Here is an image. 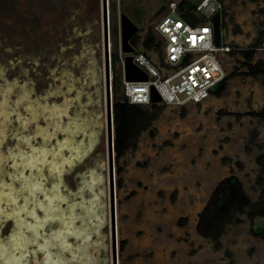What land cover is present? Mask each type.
<instances>
[{
  "label": "rangeland",
  "instance_id": "1",
  "mask_svg": "<svg viewBox=\"0 0 264 264\" xmlns=\"http://www.w3.org/2000/svg\"><path fill=\"white\" fill-rule=\"evenodd\" d=\"M170 1L116 0L113 13L111 0H106L109 46L113 18L118 27L120 12L138 27L137 48L144 49L151 37L157 41L154 26ZM190 1L196 5L200 0ZM226 1L229 23L243 30L264 28L257 0ZM102 30V0H21L17 14L0 19V83L6 84H0V169L4 159L13 167L43 157L48 166L42 171L45 182L37 177L24 183L35 198H1V188L7 187L0 180V264H60L69 259L111 264L107 170L102 176L98 170L89 174L75 197L71 195L80 190V181L71 177L83 169L78 165L77 171L65 170L66 163L82 159L95 141L97 149L107 147L105 91L104 83L99 85L95 48L100 42L103 61ZM152 49L153 44L147 51ZM156 56L154 61L159 53ZM256 56H264V50ZM233 61L227 69L231 78L220 96L198 105H165L152 111L156 119L115 161L117 264H264V235L252 233L264 223L263 217L252 220L233 214L223 222L218 240L199 228L201 215L205 214L204 222L214 218L209 201L229 178L238 180L252 203L264 196V74L251 77L248 65ZM51 83L62 87L60 92L66 90L72 103L34 99L33 89L38 92L41 85ZM101 95L103 135L96 130L101 118L95 117L101 114ZM70 107L77 108L74 115ZM81 111L93 116L79 122L84 117ZM52 112L60 117L53 119ZM63 130L71 154L63 149ZM90 166H84L88 172ZM8 172L19 173L15 168ZM6 185L17 189L14 180ZM34 185L50 202L37 198ZM21 211L22 226L17 223ZM44 215L49 222L42 223Z\"/></svg>",
  "mask_w": 264,
  "mask_h": 264
},
{
  "label": "built area",
  "instance_id": "2",
  "mask_svg": "<svg viewBox=\"0 0 264 264\" xmlns=\"http://www.w3.org/2000/svg\"><path fill=\"white\" fill-rule=\"evenodd\" d=\"M223 5L216 0H200L193 9L199 23L190 26L181 18L179 5L170 1L167 10L154 26L161 38L162 69L153 65L142 52L132 53L133 64L148 77L146 82H126L121 75L122 98L131 105L148 106L163 104L182 107L200 104L213 94V89L226 77L219 61L220 53L232 48L216 47L213 42L210 17L221 13ZM111 47L109 46V70L111 80ZM123 55L119 49L120 64ZM151 87L160 98L151 102Z\"/></svg>",
  "mask_w": 264,
  "mask_h": 264
},
{
  "label": "trees",
  "instance_id": "3",
  "mask_svg": "<svg viewBox=\"0 0 264 264\" xmlns=\"http://www.w3.org/2000/svg\"><path fill=\"white\" fill-rule=\"evenodd\" d=\"M29 2H40V0H28ZM42 1V0H41ZM21 0H0V19L17 14L19 12ZM117 2L111 0V9L116 12ZM194 4L183 3L180 10L189 8L194 9ZM111 94L113 100V127L114 141L113 149L116 160L128 151L134 145V138L139 136L146 130L151 122L156 119V115L151 112L158 109L156 105L152 109L146 106L131 105L122 98L121 91V71L119 67V44H118V27L117 20L113 18L111 29ZM135 39V38H134ZM132 39L131 44L135 47V40ZM153 40V37L151 39ZM144 43V47L149 46L152 42ZM233 51L230 52V54ZM241 55L247 60H251L249 51H241ZM250 71L255 75L257 73L264 74V61L259 60L254 66H250ZM227 86V78L213 89V94L220 96ZM264 196L258 202L252 203L244 193L238 180L229 178L223 185L218 187L212 194L209 201V207L213 210L214 218L208 222H204L205 214L200 217L199 228L205 229L203 235H209L214 240L221 237V229L224 221L230 219L233 214L248 215L250 219L256 220L258 217L264 218ZM225 218V219H224ZM227 219V220H226ZM201 229V228H200ZM253 235L259 237L264 235V223L259 224L252 230Z\"/></svg>",
  "mask_w": 264,
  "mask_h": 264
},
{
  "label": "flooded vegetation",
  "instance_id": "4",
  "mask_svg": "<svg viewBox=\"0 0 264 264\" xmlns=\"http://www.w3.org/2000/svg\"><path fill=\"white\" fill-rule=\"evenodd\" d=\"M95 48L97 49V52H98V76H99V85H102V82H103V79H102V66H103V61L101 60V48H100V42H98V45L97 47L95 46ZM12 70V69H9V71ZM3 84H1L2 86L4 85L5 87V82H2ZM55 83H51V84H48V85H41L40 88L38 89V92L35 91V89H33L32 91V96H34L35 100L37 101H41V102H45L46 101H52V103L54 104L55 102L57 103L58 100H65L66 103H72V100L71 99H68V92L66 90H64L63 92H60L62 90V87H59V88H56V86L54 85ZM34 87H36V84L34 83L33 84ZM4 91V90H3ZM44 92H47V94L45 95ZM112 95V94H111ZM42 96V98H40ZM43 98H46V99H43ZM111 100H112V96H111ZM24 105L22 106H25V102H23ZM102 95H101V101H100V105H101V114L100 115H96V121L98 120L97 118H101L100 122H102V124L99 126H96V130L100 129L101 130V134L103 135L104 133V130H103V111H102ZM55 105V104H54ZM111 109L113 107V100H112V103H111ZM154 105H156L157 107H165V105L163 104H150L148 106H146L148 109H152L154 107ZM26 107H28L27 109L28 110H32L31 106L27 105L26 104ZM55 108V107H54ZM71 110H73V115H74V112L76 113L77 112V108L75 107H70ZM70 110V109H69ZM66 112V111H65ZM71 112V111H70ZM68 111V113H70ZM112 112H113V109H112ZM81 114H84V117L81 118L79 117L78 118V121H83V120H86V118L89 116H91L92 114L90 113L88 115V112H85V111H81L80 112ZM51 115V117L53 119H57L59 118L60 116H56L54 115L55 112H52V113H49ZM93 116V115H92ZM62 117V116H61ZM63 119H66L68 118L67 115H64L62 117ZM69 120V119H68ZM95 122V121H93ZM66 132L63 130L62 134H64L65 136H63V138L66 137ZM79 136L82 138H84V134L81 133V132H78ZM68 136H67V139L64 141L65 142V145L63 146V149H65V151L67 153H70L72 152V148H71V145L70 143L68 142ZM86 138V136H85ZM37 137L34 138V140H36ZM99 145V142L98 141H95V145L91 147L90 150H87L85 152V155L83 156V158H78L76 159L74 162L70 161V163H66L67 165L65 166H68L65 170L67 173L71 172L72 170H78V168H76L75 166H78L80 165L81 168L83 169V171L81 172V170L77 173H75L74 175H72L71 179L72 180H79L80 182V185H79V189L78 191H75L74 194H72L71 196L72 197H75L76 195H80L79 193H81L83 191V187H85V184L84 181L85 179H87L88 175L89 174H93L94 171L98 170L100 172V176L104 175L105 172H106V168H107V163H108V153L106 152L107 151V147L102 144V148L99 150L97 149ZM80 145H79V148L77 150L80 149ZM106 150V151H105ZM5 161L3 162V167L0 169V180L1 182L5 183V186L7 187V189H3L1 188V190L4 192V194L1 196V198H35L34 195L30 194V192L27 190L28 187L25 185L24 187V183L26 184H31L32 182H35V180L37 179V177H39L40 179H42L44 182H45V175L42 173V171H45L44 170L45 168H47L48 166L45 165L46 163V160L45 158L41 157V159H32L33 161H30L29 163H15L13 165V167H9L8 163H9V160L8 159H4ZM42 162H38V161H41ZM115 161L116 160V156H115V152H114V149H113V166L115 167ZM86 165H91L90 167H92V171L91 172H88L87 170V167H84ZM15 168V170H17L19 173L16 172L15 175H9V172L10 170H13ZM49 170V168H48ZM56 170V169H54ZM91 170V169H90ZM74 172V171H73ZM102 172V173H101ZM91 174V175H92ZM48 175V174H47ZM46 175V177H48ZM17 176V177H16ZM98 176V175H97ZM15 177L14 179H11ZM17 178V179H16ZM49 178V177H48ZM99 178V177H98ZM12 180L15 181V185L17 187V189L14 191V189L12 187H8L6 184ZM10 186V185H9ZM32 188V192L34 193H37L38 194V197L37 198H45L44 202L48 201L50 202V198L48 195H46L44 192L42 193V190H41V193H39V191H37V187L34 185V186H31ZM40 188V187H39ZM41 189V188H40ZM2 192V193H3ZM15 193V194H14ZM24 200V199H23ZM41 204V203H40ZM41 206V205H40ZM37 208V207H36ZM37 211H41V209L37 208ZM21 214H22V211H21ZM46 215V214H45ZM44 215L45 218H42L41 221L42 223H46V222H49V220L46 218V216ZM6 220H9L6 218V215L4 216ZM5 222V221H4ZM22 222H24L22 219H18V224H21ZM23 224V223H22ZM21 224V226H22ZM18 226V225H17ZM30 228V227H29ZM31 229V228H30ZM70 234V233H69ZM18 249V248H17ZM6 250V248L4 249ZM16 252H18V250H16ZM15 252V253H16ZM60 262V261H59ZM60 264H78V262H76L75 260H71L69 259L67 262L65 261L64 263H61ZM94 264H98V262H95Z\"/></svg>",
  "mask_w": 264,
  "mask_h": 264
},
{
  "label": "water",
  "instance_id": "5",
  "mask_svg": "<svg viewBox=\"0 0 264 264\" xmlns=\"http://www.w3.org/2000/svg\"><path fill=\"white\" fill-rule=\"evenodd\" d=\"M221 1V0H216ZM180 18L190 26H195L199 23V18L189 8H185L181 11ZM210 23L212 26L213 42L216 47L221 46V14L215 13L210 17ZM109 17L107 13L106 0H102V32H103V66H102V79L104 83L105 91V121H106V139H107V177H108V189L110 197V247H111V264H117V247H116V229H115V213H114V200H113V177H114V166H113V112L111 109V88H110V70H109ZM138 33V27L131 21V19L123 12L119 13L118 17V44L120 52L125 55L123 58V66L120 64L119 67L124 74L126 82H146L147 75L137 68L132 62V53L138 51L137 47L131 44L132 39L136 37ZM120 60V58H119ZM151 91V102L156 103L160 101L153 87ZM60 232L56 235V239L59 238ZM69 248V247H68ZM70 249V248H69ZM75 251V249H71ZM51 258L56 259L57 256ZM55 264V263H51Z\"/></svg>",
  "mask_w": 264,
  "mask_h": 264
},
{
  "label": "crops",
  "instance_id": "6",
  "mask_svg": "<svg viewBox=\"0 0 264 264\" xmlns=\"http://www.w3.org/2000/svg\"><path fill=\"white\" fill-rule=\"evenodd\" d=\"M174 2H176L180 6L183 3H191L190 0H172ZM223 5V9L221 11V46L223 47H227V48H232V53H220L219 54V61L221 63V66L223 68V70L225 71L226 77L227 78V83L231 78V75L228 74V66H229V61H233V62H238L240 65H248L249 69L251 68L250 66H254L256 64V62H258L259 60H263L264 61V56L261 57H257V52L259 50H264V28H257V26H252L250 28V30H243L241 29V27H237V25H233L231 24V22L229 23V21L227 20V12L225 11V6L229 5L230 3H228L226 0H221L220 1ZM232 2V1H231ZM256 6H260L261 7V12L262 14H264V0H257V5ZM167 10V5L165 6V11ZM163 13V14H164ZM255 28V30H254ZM236 29V30H235ZM157 35V34H156ZM153 42L147 46L144 47V49L140 50L139 48L138 51L142 52L145 54V56L149 59V61L157 66L160 67L162 69V64H161V49H162V45L163 42L161 40V38L157 35V41L153 38L152 40ZM152 44L155 46V49H152V51H147V49L151 48ZM157 50V54L159 53V59H155L156 61H154V57L157 58L156 53L154 51ZM160 51V52H159ZM241 51H249L251 53V60H247L245 56L241 55ZM246 60V64L243 61ZM250 76L251 77H259L261 76V73H257L256 75L254 73H252L250 71ZM224 79V80H225ZM223 80V81H224ZM211 97H216V95L212 94ZM22 220L24 221V214H22ZM23 228H22V232ZM77 240V239H76Z\"/></svg>",
  "mask_w": 264,
  "mask_h": 264
},
{
  "label": "bare ground",
  "instance_id": "7",
  "mask_svg": "<svg viewBox=\"0 0 264 264\" xmlns=\"http://www.w3.org/2000/svg\"><path fill=\"white\" fill-rule=\"evenodd\" d=\"M262 51V50H261ZM160 52V51H159ZM110 88H111V80H110Z\"/></svg>",
  "mask_w": 264,
  "mask_h": 264
}]
</instances>
